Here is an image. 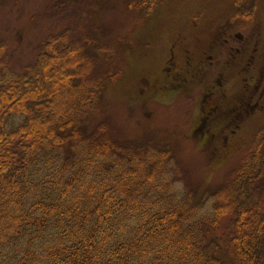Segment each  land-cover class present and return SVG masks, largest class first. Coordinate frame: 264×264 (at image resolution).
I'll return each instance as SVG.
<instances>
[{
	"label": "trees",
	"instance_id": "obj_1",
	"mask_svg": "<svg viewBox=\"0 0 264 264\" xmlns=\"http://www.w3.org/2000/svg\"><path fill=\"white\" fill-rule=\"evenodd\" d=\"M160 1L131 4L146 18ZM76 30L42 38L20 71L0 41V264H226L225 251L234 264H264V135L219 187L187 189L166 145L115 142L100 123L84 130L122 64L103 58L94 32ZM57 56L62 84L38 73L48 77ZM64 84L78 90L39 120L50 87ZM250 217L255 238L239 229ZM223 219L221 236L210 235Z\"/></svg>",
	"mask_w": 264,
	"mask_h": 264
},
{
	"label": "rangeland",
	"instance_id": "obj_2",
	"mask_svg": "<svg viewBox=\"0 0 264 264\" xmlns=\"http://www.w3.org/2000/svg\"><path fill=\"white\" fill-rule=\"evenodd\" d=\"M131 1L0 0V41L5 40L9 46L8 64L13 71H20L35 58L42 38L66 27L77 28L75 34L94 32L98 39L96 47L101 49L103 58L122 67L118 70L121 76L109 81L104 96L83 118L84 130H93L92 126L100 123L104 134L115 142L166 145L172 161L170 173L179 176L193 192L212 191L240 164L255 138L264 135V107L253 116L242 118V110L237 106L243 90V74L238 73L243 69L241 61L237 58L229 63L220 61L221 48L211 66L202 67V74L179 93L167 89L168 92H162L158 87L160 69L165 67L164 60L170 55L171 47L176 49L175 56L181 55V36L187 38L186 45L191 46L193 55L205 49L210 40L216 52L219 30L227 25L241 29L238 22L241 16L245 20L244 35L254 40L255 33L259 42L255 56V64L259 65L264 54V0H161L155 12L146 18ZM188 38L197 41L189 45ZM67 58L71 55L64 56ZM61 60L58 56L51 60V65L46 67L48 77L41 66L40 78L42 75L45 79L55 78L62 84L63 74L57 65ZM108 66L106 63V71L99 75L107 74ZM92 71L97 69L93 66ZM150 81L153 87L148 85ZM25 85L23 82L20 87ZM75 89L65 84L60 89L50 87L49 101L42 102L49 112H38L37 118L47 119L52 111L50 103L65 98L69 101L78 90ZM211 89V96L204 102ZM221 100L217 117L222 118L223 125L211 127L210 139L201 137L195 131L200 104L205 103V111H209ZM261 103L264 105V96ZM27 105L33 103L28 101ZM71 107L72 104L66 105L64 109ZM238 117L241 119L237 126ZM256 223L250 217L239 229L245 236L255 238ZM225 224L223 219L219 229L210 235L221 236ZM221 256L226 264H234L226 251Z\"/></svg>",
	"mask_w": 264,
	"mask_h": 264
},
{
	"label": "flooded vegetation",
	"instance_id": "obj_3",
	"mask_svg": "<svg viewBox=\"0 0 264 264\" xmlns=\"http://www.w3.org/2000/svg\"><path fill=\"white\" fill-rule=\"evenodd\" d=\"M239 19V23L242 25L241 29H232L227 26L222 27L218 32L216 45L218 50L215 52L213 49V42L209 41L205 49L200 50L199 53L193 55L190 47H187V38L181 36L180 42V56H175L174 47L170 48V55L164 60L165 67H161L160 75L161 79L158 83V87L162 89V92H172L173 94L182 91V87L189 85L193 81L194 77L202 74V67H209L217 59V54L220 51V61L224 60L225 63H229L230 59H239L241 61L242 71L238 70L239 74H243V87L242 94L239 96L240 100L237 104L241 108L243 116L251 117L257 111L262 110L264 105L261 103V98L264 96V54L261 57L259 65L255 64V56L257 54V46L259 42L254 33V40L251 36H245L242 32L245 27V20ZM230 24V23H229ZM197 41L194 38H188V44ZM250 76V79L247 77ZM250 80V82H249ZM152 85V82L148 83ZM153 87V85H152ZM167 89V90H166ZM210 93L203 99L204 102L211 96ZM259 95L253 102V98ZM262 96V97H261ZM223 101L216 107H210L209 111H205V103H201L199 106V116L196 122L195 131H198L199 135L203 138L210 139L213 135L210 132L211 127L214 125H223V120L217 117V108L222 107ZM264 112V111H262ZM214 116L216 118H214ZM211 118V120H210ZM240 117L236 118V125L240 123ZM218 129V128H217ZM215 131V130H214Z\"/></svg>",
	"mask_w": 264,
	"mask_h": 264
}]
</instances>
